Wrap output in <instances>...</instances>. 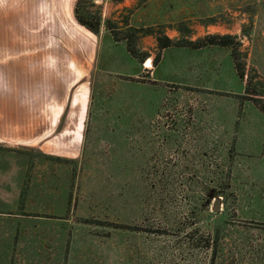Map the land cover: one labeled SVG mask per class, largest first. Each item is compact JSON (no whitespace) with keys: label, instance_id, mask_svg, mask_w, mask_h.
I'll use <instances>...</instances> for the list:
<instances>
[{"label":"rangeland","instance_id":"374dc122","mask_svg":"<svg viewBox=\"0 0 264 264\" xmlns=\"http://www.w3.org/2000/svg\"><path fill=\"white\" fill-rule=\"evenodd\" d=\"M76 1L0 0V39L11 43L0 49V264H55L39 251L60 245L92 247L102 264H264V114L244 93L251 77L264 100V0H93L101 32L112 20L174 39L237 36L246 82L229 51L178 57L158 49L156 34L139 39L152 60L160 53L153 76L119 60L118 47L106 67L104 37L83 78L87 110L72 156V132H51L43 117L50 122L57 103L70 116L79 89L38 93L34 81L72 52L59 39L85 32ZM58 136L67 155L45 153L41 142Z\"/></svg>","mask_w":264,"mask_h":264},{"label":"crops","instance_id":"0c3cea01","mask_svg":"<svg viewBox=\"0 0 264 264\" xmlns=\"http://www.w3.org/2000/svg\"><path fill=\"white\" fill-rule=\"evenodd\" d=\"M215 5H226L228 3L227 0H216ZM75 18V16H74ZM26 18H24L25 21ZM76 20V19H75ZM105 24V23H104ZM82 27V26H81ZM83 31L85 32H79L82 36L80 37H73L69 43L66 42V40H61L58 42L59 44H64L65 50H71V53H65L60 61H62V65L60 68H47V75H49L52 79H48L47 75H45L42 78L37 79L34 81L35 84H37V88L35 89V92H46L47 93H56V92H67L71 91L75 87L78 88V94L75 99L71 100L70 102V108L72 110L70 116L66 115V108L69 106H64L65 103L62 104H56L52 105L50 108H47V112L49 115L45 119L46 124L51 125V132H55L56 134H62L63 132H68L70 130L72 132L70 137V149L68 150V155L75 156L77 155V150L79 147V143L82 142V135L83 132L81 131V126L85 122L84 114L87 110V99L89 94V86L87 83H83V80L85 77L89 74H91L92 71L95 69V60L96 58H99V49L101 46V43L103 41V38L106 37V41L109 45V50L106 52V57L104 58V64L108 65L110 58H113V56H118L112 50L115 47L121 48L125 50L124 58L119 56V60L122 59L125 64L130 65L132 63H136L138 67H135L134 70L137 73L140 69L139 66L145 65V70L150 72L152 76L155 74L156 71H158L157 67L154 66V60H152L150 57L151 55L148 54L147 59L140 64L135 58H133L127 51L126 44L125 43H116L112 37V35L108 31H102L97 36L90 31L83 28ZM143 39V38H142ZM156 41V40H155ZM10 37L4 36V39L1 37L0 39V49L2 50L1 53L4 54V51H8L11 48L10 45ZM70 46H75L74 48H71ZM209 50H227L229 51V60L232 64V68L234 71L235 78L240 80L236 70L234 68V64L231 58V51L227 48H218V47H208L200 50H194L189 48H169L162 50L165 53H171L173 51H176L178 53V57L184 56V55H199L203 54L204 52H207ZM110 52V53H109ZM128 59H126V58ZM117 60V59H116ZM135 60V62H134ZM102 61V62H103ZM130 63V64H129ZM145 63V64H144ZM153 63V66H152ZM63 66V67H62ZM154 71H153V70ZM161 67L159 68L160 71ZM49 70V71H48ZM51 72V73H49ZM41 71H39L40 75ZM166 77V78H165ZM163 77L165 80H171L170 77H172L171 72L168 70L166 71V75ZM84 78V79H83ZM241 81V80H240ZM75 90V89H74ZM245 90V87H244ZM43 98V97H42ZM45 99H55L56 97L52 96H45ZM29 105V104H26ZM78 112H77V110ZM63 125V127L60 129V126ZM68 125L70 127H68ZM74 126V127H73ZM39 139H42V137H38L37 140L32 139L29 143H35ZM52 141V140H51ZM62 139L60 136H58V139L53 142V145H51L49 142L44 141L41 142V148L44 150L45 153L50 155H56V156H62L67 155V150H64L63 148H59L61 146ZM66 245V244H65ZM16 245H13V248ZM63 245H60V248ZM59 247V246H58ZM66 247V246H65ZM60 248L55 252L54 255L49 254L47 251H39L41 253V256H39V259L42 258H50L53 256L54 260L57 262L55 264H102L100 262L102 260V256L98 259V257L94 256V251L92 250V247H85V248H66V250H60ZM15 249V248H14ZM13 252V250H12ZM43 253V254H42ZM30 257V256H29ZM31 258H34V256H31ZM95 258L99 260V262H95ZM74 259L80 260L77 263H74ZM32 261V259H31ZM41 262V261H40ZM13 264V261L12 263ZM32 264H35V262H32ZM41 264V263H38ZM44 264V263H42ZM50 264V263H46ZM114 264H120L115 262Z\"/></svg>","mask_w":264,"mask_h":264},{"label":"trees","instance_id":"16d2710c","mask_svg":"<svg viewBox=\"0 0 264 264\" xmlns=\"http://www.w3.org/2000/svg\"><path fill=\"white\" fill-rule=\"evenodd\" d=\"M122 2L123 0H116ZM74 16L80 26L95 35H99L103 25L101 6H97L93 0H77L74 6ZM127 30L123 31L119 24L112 20L106 22V29L112 35L116 43H125L128 53L142 64L148 57V53L141 51L139 48V39L147 35H155L151 30L134 28L126 25ZM181 32V30H180ZM139 37V38H138ZM158 49L160 51L169 48H189L200 50L208 47L227 48L231 51V58L236 73L241 81H245L246 63L242 59L240 51L241 42L237 36L226 34H209L197 40H190L188 37L174 39L160 32L155 35ZM160 53L154 59V66L159 64ZM251 77L245 83L244 93L246 97L254 102L257 108L264 114V100L259 98L261 92L251 89ZM258 97V98H257Z\"/></svg>","mask_w":264,"mask_h":264},{"label":"water","instance_id":"95a60500","mask_svg":"<svg viewBox=\"0 0 264 264\" xmlns=\"http://www.w3.org/2000/svg\"><path fill=\"white\" fill-rule=\"evenodd\" d=\"M220 200L221 199L219 197L216 198V204L214 206V211H216V212L220 211Z\"/></svg>","mask_w":264,"mask_h":264}]
</instances>
